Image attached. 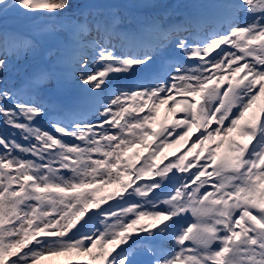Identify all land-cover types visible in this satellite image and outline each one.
Segmentation results:
<instances>
[{"label": "snow or ice", "instance_id": "1", "mask_svg": "<svg viewBox=\"0 0 264 264\" xmlns=\"http://www.w3.org/2000/svg\"><path fill=\"white\" fill-rule=\"evenodd\" d=\"M72 7L0 0V19ZM218 8V29L209 19L176 31L74 17L71 39L83 54L73 75L94 101V122L45 129L44 103L0 89V119L17 133L0 134V264H264V0ZM169 41L180 59L154 70ZM34 44L9 45L0 30V72L9 47ZM141 72L111 91L114 74ZM50 81L41 73L32 86Z\"/></svg>", "mask_w": 264, "mask_h": 264}, {"label": "rangeland", "instance_id": "2", "mask_svg": "<svg viewBox=\"0 0 264 264\" xmlns=\"http://www.w3.org/2000/svg\"><path fill=\"white\" fill-rule=\"evenodd\" d=\"M158 1L162 2L155 4ZM204 1L205 0H73V7L69 9L68 12L62 13L58 17L47 15L29 16L23 15L22 13H20V15H14L17 12H9L0 19V26L4 27L0 30H2L8 38L9 45L12 42V37H15L17 40L31 38L35 44L34 47L23 49L16 54H13L11 47L8 48V67L5 71L0 72V89L13 90L19 94V91L15 90V85L20 86V81L24 78L28 81L29 86H31L29 91H39V89L32 86V71L43 64H49V67L53 64L56 68H53L52 72L60 71L62 73L61 80H58V83H56V80L53 78V82L50 81L46 84L48 85L46 88L47 91L37 92V94L31 95L30 99H38L41 103H49L51 96H57L60 92L61 99H55L56 101L53 100L54 103L52 102V104L54 105L44 104L48 107L49 113H51L52 122L61 120L65 124H68L67 121L69 118L75 114H65L62 111L57 112V110L66 107L67 105H65V102H68L71 97H76L86 92L85 89L80 86L77 73L76 76L73 77V73L70 72L71 60L75 59L74 54L77 48L72 42L71 30H69V27H72L74 23V17H79L82 12L87 16L86 14H93V12L99 9L104 14L108 13L109 16L113 13L115 16H118V22L121 23V26L125 29H140L141 21L139 17L147 19L152 23L156 22L155 15L158 14L161 15V17L174 19L176 14L175 7L184 6L186 9H189L191 7L190 4L198 7L201 6ZM172 2L173 4L170 7L162 9ZM156 6L158 7L157 9H155ZM153 7L154 10L152 11ZM165 53L168 55L175 53V62H177L181 56L174 44L168 47ZM170 63L174 62L170 61ZM188 63L192 62L188 61ZM95 66L96 65L93 64V67ZM153 69H155L154 66ZM45 73L50 76L48 72ZM142 75H144L142 72L127 77L121 74H114L109 87L111 91H115L116 88H127L131 86L133 82H140L139 78ZM16 80L19 82L14 85L13 81ZM78 86L79 88L76 89V92H73L74 88ZM43 88L45 89V87ZM80 88H82V90L79 91ZM41 93L44 94L41 95ZM20 96L24 99L22 95ZM86 103L84 108L91 105V101ZM69 107H73V105ZM166 115L167 109H161L160 119L163 120ZM79 118L94 122L98 117L95 111L90 115H79ZM0 134L9 137L17 135L14 129L5 126L3 122H0ZM17 138L19 139V136H17ZM193 139H195L194 136ZM190 143L191 142H189L188 146H190ZM186 150L187 148L182 144L176 148L167 150V155L172 158L173 152L179 153ZM2 151L3 149L0 148V152ZM111 188L115 190L114 187L109 186V188L105 189V193L111 192ZM188 219L194 220V218L190 216ZM62 259L63 258H54L53 261H44L42 264H60Z\"/></svg>", "mask_w": 264, "mask_h": 264}]
</instances>
